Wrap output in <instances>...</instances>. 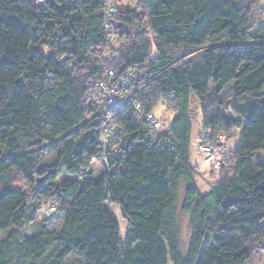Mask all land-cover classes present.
Segmentation results:
<instances>
[{
  "label": "trees",
  "instance_id": "1",
  "mask_svg": "<svg viewBox=\"0 0 264 264\" xmlns=\"http://www.w3.org/2000/svg\"><path fill=\"white\" fill-rule=\"evenodd\" d=\"M138 6L0 0V231L10 230L0 264H65L71 255L84 264H264V2ZM109 68H137L145 85L112 109L124 127L119 154L88 178L104 126L91 82ZM162 102L175 114L170 125L154 114ZM198 112L199 145L221 148L208 193L191 163ZM234 129L239 143L225 150ZM110 204L128 221L124 238ZM179 205L191 226L185 252Z\"/></svg>",
  "mask_w": 264,
  "mask_h": 264
},
{
  "label": "built area",
  "instance_id": "2",
  "mask_svg": "<svg viewBox=\"0 0 264 264\" xmlns=\"http://www.w3.org/2000/svg\"><path fill=\"white\" fill-rule=\"evenodd\" d=\"M43 3L46 0H38ZM116 11V6L113 1L109 2L106 8V15L111 16ZM108 36L114 41L117 36L111 30L108 31ZM140 78V70L133 68L125 74L118 76L113 68H109L104 72L101 79L91 82V93L100 104L98 116L103 118L104 126L99 139L100 154L92 157V163H107L109 159L119 154V136L124 132V127L119 125L112 114V109L119 107L127 102L136 92H141L144 88V83L138 82ZM146 83V82H145ZM139 109L138 105H135ZM146 119L151 127L159 128L161 121L155 117L153 113L147 115ZM198 150L204 155L206 164L220 165L219 154L221 148L212 144L199 145Z\"/></svg>",
  "mask_w": 264,
  "mask_h": 264
},
{
  "label": "rangeland",
  "instance_id": "3",
  "mask_svg": "<svg viewBox=\"0 0 264 264\" xmlns=\"http://www.w3.org/2000/svg\"><path fill=\"white\" fill-rule=\"evenodd\" d=\"M118 2V5L121 9H134L135 11L139 12L140 10L138 3L139 0H116ZM264 2V0H263ZM263 5V4H262ZM264 9L262 8L259 12L262 13ZM264 24V18L260 19L256 25V28L260 25ZM156 49L155 46H152V57L154 58L156 56ZM234 85V81H231L224 89V94L228 91H231V87ZM197 103H195L193 106H196ZM231 113V112H230ZM154 114L161 118L167 125H170L175 117V114L171 111H168L166 105L162 102L158 104V106L154 109ZM234 117L237 118L235 114H232ZM236 133V136L230 137L228 140L225 139L224 142V148L225 150L231 151L235 150L239 140H240V130L234 129L233 131ZM203 133L202 129V117L200 115V112H198L197 119L193 123V134H192V145H191V163L194 166H197L199 174L196 176L197 183L203 193H208L211 188L210 185L215 181H217L220 177L219 173L216 171V173L212 172L213 169L210 164H206L204 162V155L201 154L198 150L199 145V137ZM258 152L261 153V156L264 157V150H259ZM92 173L88 176V178H98L106 171V168L103 166L102 163L93 164L91 167ZM201 173V174H200ZM215 176V177H214ZM71 177L68 174H63L62 177L59 178V181L62 182L66 178ZM84 179H81V182H83ZM180 198L182 199L183 194H180ZM39 206V205H38ZM109 209L112 213V215L116 218V220L120 224L121 229V237L124 238L127 229H128V221L123 217L121 208L117 204H110ZM49 212L48 206L45 205L42 210L38 211V215L41 217ZM178 222H179V230H180V248L182 252H185L190 241L191 236V226H190V219L189 216L182 213L180 205H179V215H178ZM18 230L31 234L38 229L34 227L32 224H22L18 227H15ZM10 230L6 231H0V240L4 238ZM65 264H84V261L79 258L76 255L69 256ZM171 264V263H169Z\"/></svg>",
  "mask_w": 264,
  "mask_h": 264
}]
</instances>
